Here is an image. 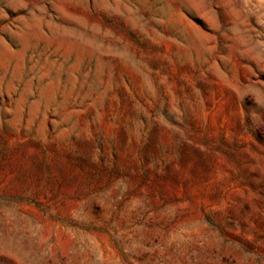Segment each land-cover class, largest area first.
Returning a JSON list of instances; mask_svg holds the SVG:
<instances>
[{"label": "rangeland", "instance_id": "374dc122", "mask_svg": "<svg viewBox=\"0 0 264 264\" xmlns=\"http://www.w3.org/2000/svg\"><path fill=\"white\" fill-rule=\"evenodd\" d=\"M0 264H264V0H0Z\"/></svg>", "mask_w": 264, "mask_h": 264}]
</instances>
